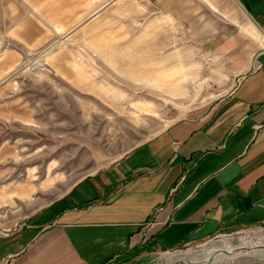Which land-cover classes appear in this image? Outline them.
Masks as SVG:
<instances>
[{"label":"rangeland","instance_id":"obj_1","mask_svg":"<svg viewBox=\"0 0 264 264\" xmlns=\"http://www.w3.org/2000/svg\"><path fill=\"white\" fill-rule=\"evenodd\" d=\"M161 23L155 0H0V232L229 90L193 33ZM257 232L264 224L145 264H201L170 260L188 250L204 264H264Z\"/></svg>","mask_w":264,"mask_h":264},{"label":"crops","instance_id":"obj_2","mask_svg":"<svg viewBox=\"0 0 264 264\" xmlns=\"http://www.w3.org/2000/svg\"><path fill=\"white\" fill-rule=\"evenodd\" d=\"M155 8L161 30L193 33L188 42L232 86L204 113L172 122L0 232V264H145L264 224V0H155Z\"/></svg>","mask_w":264,"mask_h":264},{"label":"bare ground","instance_id":"obj_3","mask_svg":"<svg viewBox=\"0 0 264 264\" xmlns=\"http://www.w3.org/2000/svg\"><path fill=\"white\" fill-rule=\"evenodd\" d=\"M256 235H257V237H259V238H264V234H262V233H260V232H257L256 233ZM239 242L240 243H238V245L237 246H242V245H244L243 243V239H241V240H239ZM207 251V250H206ZM195 252V251H194ZM203 252V251H202ZM201 252V253H202ZM264 254V252L263 251H259V252H257L256 253V255H259V256H261V255H263ZM201 255V254H200ZM206 256H200V257H197V256H194V255H192L191 254V250H188V251H185V252H183V251H181V252H178V253H174V254H172L171 255V257H170V260H173V261H181V260H184V259H192V260H199L200 261V263L201 264H204L205 262H206ZM207 263V262H206Z\"/></svg>","mask_w":264,"mask_h":264},{"label":"built area","instance_id":"obj_4","mask_svg":"<svg viewBox=\"0 0 264 264\" xmlns=\"http://www.w3.org/2000/svg\"><path fill=\"white\" fill-rule=\"evenodd\" d=\"M221 235H226V234H221ZM221 235H218V236H216V237H220Z\"/></svg>","mask_w":264,"mask_h":264},{"label":"water","instance_id":"obj_5","mask_svg":"<svg viewBox=\"0 0 264 264\" xmlns=\"http://www.w3.org/2000/svg\"><path fill=\"white\" fill-rule=\"evenodd\" d=\"M1 231L8 232V231H5V230H1Z\"/></svg>","mask_w":264,"mask_h":264}]
</instances>
